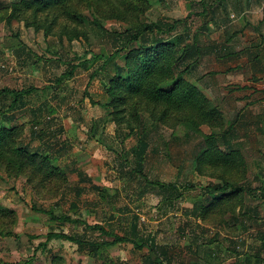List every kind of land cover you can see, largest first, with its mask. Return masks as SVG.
Listing matches in <instances>:
<instances>
[{
	"label": "rangeland",
	"instance_id": "374dc122",
	"mask_svg": "<svg viewBox=\"0 0 264 264\" xmlns=\"http://www.w3.org/2000/svg\"><path fill=\"white\" fill-rule=\"evenodd\" d=\"M35 1L0 0V88H36L34 105L46 103L41 124L51 121L48 127L54 136L30 141V113L12 122L0 117V127H13L20 132L18 142L50 155L59 175L29 177V171L17 172L13 164L7 167L0 162V264H143L147 256L146 249H135L128 239L95 255L79 251L74 243L52 233L80 232L81 226L67 222L58 227L43 210L99 224L121 237H129L125 233L136 223L140 237L153 236L156 246L167 249L171 264H264V197L246 196L247 209L242 211L246 213L237 220L227 214L225 224L203 221L199 216L203 188L220 182L224 168L205 169L199 164L193 169L202 136L160 123L158 118L160 124H151L147 118L151 106L142 101L130 96L108 106L104 85L111 67L105 72L99 69L101 58L91 59L111 48L102 31L83 19L99 20L108 31H123L129 18L148 23L186 19L191 34L199 33L201 55L194 57L183 78L219 109L225 126L233 125L231 145L242 153L252 187L261 190L264 0H129L134 15L123 9H89L72 1L65 9L54 4L38 9ZM13 3L18 11L8 23ZM67 8L79 18L69 15ZM187 29L178 25L171 36ZM75 32L78 36L71 35ZM123 56L118 53L116 63L122 64ZM70 64L77 68L57 82ZM153 114L159 116L157 111ZM139 116L144 119L141 127ZM142 127L149 147L142 173L136 177L131 174L136 167L132 149ZM201 130L211 132L207 126ZM77 170L91 183L79 185ZM169 184L176 186L172 192L159 187Z\"/></svg>",
	"mask_w": 264,
	"mask_h": 264
},
{
	"label": "trees",
	"instance_id": "16d2710c",
	"mask_svg": "<svg viewBox=\"0 0 264 264\" xmlns=\"http://www.w3.org/2000/svg\"><path fill=\"white\" fill-rule=\"evenodd\" d=\"M67 1L79 2L82 7L95 10L97 7L115 9L117 12L119 9H123L130 15H134L133 10L130 9L129 0H123L125 3L123 5H120L122 0H37L34 4H37L38 9L46 4L59 5L65 9ZM24 5L29 6L30 2L25 1ZM11 8L12 12L8 23L16 17V11H18V6L15 3L11 4ZM67 9L69 15L75 19L76 17L79 18L74 14L75 10ZM116 17L121 18L120 14H117ZM83 19L89 24L93 23L96 28L102 31V37L108 40L111 48L105 54H94L91 59L92 61L97 58L103 60L102 65L99 66L100 70L107 72V69L111 67V72L106 74L107 82L104 85V92L110 98L108 106L112 107L113 103L117 101L122 103L124 99H128L130 96V99L142 101L147 108L151 106L150 115H147L151 124H158L159 120L160 123L171 124L175 128L181 127L183 131L202 136V147L192 159L193 169L198 168L199 164L205 169L224 168L219 174L220 182L209 183L203 188V200L199 207V209L201 208L199 216L203 221L218 225L224 223L227 214L237 220L240 214L246 213V210L244 213L242 212L245 208L247 209L246 196L251 198L258 195L264 197V188L256 190L247 178V164L242 153L231 145L230 138L234 134L233 125L225 126L219 109L200 92L196 85L183 78V72L193 67V63L197 59L194 57L201 55L197 46L199 33L191 34L190 29H187L186 19L148 23L129 18L126 21L128 27L123 31H108L100 25L99 20L91 22L88 18L84 17ZM122 19L125 20V18ZM178 25H183L187 30L177 37L171 36ZM71 35L78 36V33H71ZM83 36L86 39L88 37L85 34ZM182 44H185V47L180 49ZM118 53L124 54L122 64L115 61ZM81 66L85 67V63H82ZM76 68L70 64L69 70L60 74L57 82L71 76ZM37 91L34 87L21 90L9 87L0 88V117L5 121L12 122L18 115L30 113L31 119L28 128L30 141L35 139L49 140V137L54 136L53 131L48 127L51 121H47V124L45 122L41 124L40 119L46 103L41 102L37 106L34 105L32 97L37 94ZM154 111L159 112V116L158 114L154 115ZM143 125V116L142 119L139 116L138 126ZM202 126L209 127L211 132L203 133ZM139 129L140 137L137 140V145L132 149L136 167L131 174L135 173L136 177L142 173L144 156L149 147L147 132L145 133L143 127ZM19 133L13 127H0V162L7 167L13 164L17 172L26 173L29 171V177L35 174H40L43 178L58 176L57 168L51 166L53 161L51 156L42 155L31 150L27 143L18 142ZM66 168L68 171V167ZM70 171H75V168ZM76 174L79 185L86 182L91 183L90 178L82 171L77 170ZM91 187L98 190L94 186ZM159 187L172 192L176 186L169 184ZM79 193V188L75 189V194L79 195ZM43 211L50 220L58 223V227L67 222L81 226L80 232L52 233L53 236L60 235L74 243L79 251L95 255L119 241L128 239L133 243L135 249L144 248L147 250V256L142 260L143 264H171L170 259H167L166 256L167 249L156 246L152 239L153 236L147 239L140 237L137 234L136 223H132L129 231L125 233L129 237H121L99 224H89L84 220L56 215L48 210ZM261 247L264 248V240ZM55 264L57 263L55 262ZM235 264L240 263L235 262Z\"/></svg>",
	"mask_w": 264,
	"mask_h": 264
}]
</instances>
